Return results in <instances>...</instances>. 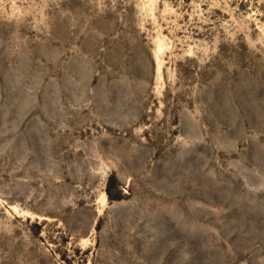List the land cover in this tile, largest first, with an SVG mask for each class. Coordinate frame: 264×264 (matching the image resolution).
Wrapping results in <instances>:
<instances>
[{"label":"rangeland","instance_id":"374dc122","mask_svg":"<svg viewBox=\"0 0 264 264\" xmlns=\"http://www.w3.org/2000/svg\"><path fill=\"white\" fill-rule=\"evenodd\" d=\"M0 264H264V0H0Z\"/></svg>","mask_w":264,"mask_h":264},{"label":"bare ground","instance_id":"6f19581e","mask_svg":"<svg viewBox=\"0 0 264 264\" xmlns=\"http://www.w3.org/2000/svg\"><path fill=\"white\" fill-rule=\"evenodd\" d=\"M159 49H161V47L159 46Z\"/></svg>","mask_w":264,"mask_h":264}]
</instances>
